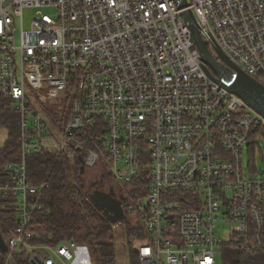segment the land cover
<instances>
[{"label":"built area","instance_id":"1","mask_svg":"<svg viewBox=\"0 0 264 264\" xmlns=\"http://www.w3.org/2000/svg\"><path fill=\"white\" fill-rule=\"evenodd\" d=\"M184 1L0 0V95L20 119V160L0 184V199L17 198L7 259L19 248L30 261L45 252L40 264L74 258V242L31 243L47 182H29L26 158L39 152L103 162L128 225L144 231L139 264H217V221L235 225L240 250L264 249V179L242 164L264 120L206 75L181 16L191 11L217 63L214 47L264 87V0ZM51 103L61 122L40 112ZM100 119L98 153L81 137Z\"/></svg>","mask_w":264,"mask_h":264},{"label":"trees","instance_id":"2","mask_svg":"<svg viewBox=\"0 0 264 264\" xmlns=\"http://www.w3.org/2000/svg\"><path fill=\"white\" fill-rule=\"evenodd\" d=\"M100 129L92 130L81 137L87 150L102 152L104 148L105 123L98 120ZM102 126V127H101ZM264 124L253 136L247 150L253 152L259 148L257 136L264 137ZM0 130L6 132V140L0 146V184L11 179L5 165L20 160V119L11 99L0 95ZM262 130V131H261ZM255 159L249 158L248 167L256 172ZM80 162L71 161L66 155L47 152L32 154L26 158V172L33 185L46 181L47 187L41 196L42 211L32 218L36 238L32 244L57 247L60 244L74 242L77 249V264H116V251L113 244V228L101 212L90 204L88 195L98 190L96 185L87 189L79 172ZM103 181H110L107 170L101 173ZM112 181V180H111ZM85 185V184H84ZM17 198L8 196L0 199V234L4 241L11 236L17 226ZM129 226V225H127ZM126 233L130 256L129 264H139L134 250L145 238L139 224L129 226ZM131 246V248H130ZM220 257L223 264H264V249L244 252L234 242H221ZM0 264H31L29 254L22 248L15 251L11 259L0 251Z\"/></svg>","mask_w":264,"mask_h":264},{"label":"water","instance_id":"3","mask_svg":"<svg viewBox=\"0 0 264 264\" xmlns=\"http://www.w3.org/2000/svg\"><path fill=\"white\" fill-rule=\"evenodd\" d=\"M177 3L180 10L186 8L184 0H177ZM181 16L190 30L195 47L200 52L203 64L202 68L206 75L227 92L238 96L251 110L259 114L264 120V87L239 70L217 47H214V52L222 61L220 64L217 63L212 57L207 44L202 41L191 11H183ZM77 159L80 162L79 172L83 175L85 165L81 157ZM94 185L95 183H91L90 186ZM81 187H84V184H81ZM88 199L93 208L101 212L102 216L111 225L126 221L121 207V201L114 196V189L112 187L108 192L93 190L89 193ZM0 251L3 254L7 252V247L1 234ZM30 262L31 264H40L41 260L39 257H34Z\"/></svg>","mask_w":264,"mask_h":264},{"label":"rangeland","instance_id":"4","mask_svg":"<svg viewBox=\"0 0 264 264\" xmlns=\"http://www.w3.org/2000/svg\"><path fill=\"white\" fill-rule=\"evenodd\" d=\"M46 12H50V10H45ZM30 15L29 11H24V19L25 21H28ZM40 112L45 114L46 117L50 120L51 123L55 122V120L61 122V118L59 116L60 107L59 105L55 103L47 104V105H40ZM264 131V126L263 129ZM261 130V131H262ZM6 140V132L4 130H0V146L4 143ZM257 144L258 147L254 152L253 155L251 151L249 152L247 150V147H243L242 149V164H243V170L246 177H258L264 179V137L261 136V133H259V136H257ZM98 152V151H97ZM100 153V152H98ZM71 161H74L75 159L73 157H70ZM249 158L255 159V165L256 166V172H251L248 165ZM105 166L103 162H99L95 167L92 168H85L84 173L82 175V178L84 180V186L87 188L88 184L95 183L99 181V177L103 170H105ZM254 175V176H252ZM110 184L114 186V192L117 193L121 191V187L118 185H115L113 181L110 180ZM129 220V219H128ZM120 222L114 225L113 228V244L115 246L116 251V264H127L129 263V246L128 241L126 237V233L129 228L128 221ZM235 225L229 224L227 222H221L217 221L216 223V232L218 234V237L220 239V243H226L230 240V232L231 228ZM138 245V243H137ZM131 248V246H130ZM220 251V247L217 248ZM7 261V257H6ZM217 264H223L220 255L217 256Z\"/></svg>","mask_w":264,"mask_h":264},{"label":"flooded vegetation","instance_id":"5","mask_svg":"<svg viewBox=\"0 0 264 264\" xmlns=\"http://www.w3.org/2000/svg\"><path fill=\"white\" fill-rule=\"evenodd\" d=\"M90 185H91V183L88 184L87 189H90V187H92V186H90ZM95 185H96V188H97L99 191H102V192H108L109 189H110L111 187L114 189V186H112V185L110 184V181H103V180H102L101 175H100V177H99V181H98V182H95ZM115 185H118V184L115 183ZM114 196H115V192H114Z\"/></svg>","mask_w":264,"mask_h":264},{"label":"crops","instance_id":"6","mask_svg":"<svg viewBox=\"0 0 264 264\" xmlns=\"http://www.w3.org/2000/svg\"><path fill=\"white\" fill-rule=\"evenodd\" d=\"M252 176H254V175H252ZM255 177V176H254ZM4 240V239H3ZM6 241V240H5ZM76 249H77V247H76ZM76 249L73 251V254H74V258H73V260H72V264H77V261H78V257H77V252H76ZM136 249V248H135ZM134 249V250H135ZM46 256V253L44 252V253H40V257H39V259L40 260H42L43 259V257H45ZM88 264V263H87ZM127 264H129V263H127Z\"/></svg>","mask_w":264,"mask_h":264},{"label":"snow or ice","instance_id":"7","mask_svg":"<svg viewBox=\"0 0 264 264\" xmlns=\"http://www.w3.org/2000/svg\"><path fill=\"white\" fill-rule=\"evenodd\" d=\"M161 6H163V5H161Z\"/></svg>","mask_w":264,"mask_h":264}]
</instances>
